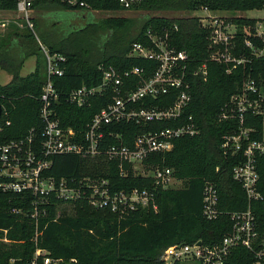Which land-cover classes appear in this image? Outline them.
<instances>
[{"label": "trees", "instance_id": "16d2710c", "mask_svg": "<svg viewBox=\"0 0 264 264\" xmlns=\"http://www.w3.org/2000/svg\"><path fill=\"white\" fill-rule=\"evenodd\" d=\"M86 2L92 10L111 13L125 10L118 0ZM15 7L16 0H0V8L15 10ZM202 7L218 11H247L264 8V0H143L132 10L152 15L143 18L109 15L90 19L66 35L50 31L48 22L34 17V31L25 23L24 30H18L12 25L5 37L0 36V68L10 74V80L0 85V103L7 111L0 122L7 119L10 121L0 131V142L23 137L31 129L39 137L43 128L39 116L40 95L47 75L35 33L51 53L59 52L66 58L63 75L51 78L59 94L57 116L63 126L72 127L79 133L85 129L93 115L110 101L111 93L93 97L89 104L79 107L68 100L69 92L82 85L99 84L102 78L100 65L118 69L138 66L145 70L144 77H148L155 62L129 55L132 43H149L146 35L148 29L157 33L168 30L169 43L177 50L188 53L191 69L207 58L208 31L193 15L195 10ZM37 8L80 11L79 8L66 6L60 0H34L33 9ZM230 19L238 27L237 48L247 54L248 50L242 45V28L252 27L257 19L244 16ZM32 55L36 57L34 70L24 76L20 75L25 59ZM225 67L224 64L209 61L205 80L200 76H190L191 100L181 118L144 125L120 122L107 127V131L120 136L110 137L108 142L131 145L138 133L176 127L193 120L199 128L198 134L176 138L171 150L152 153L143 160L147 169L154 166L170 167L173 175L183 181L181 187H158L150 176L132 173L128 164L125 167L129 168V172L123 176L118 162L107 159L103 154L94 157L54 155L48 173L56 178L89 176L108 179L114 190L146 188L154 193L156 209L139 208L119 218L109 210L93 208L82 200L71 203L74 214H64L54 220V204L48 208L49 215L41 219L37 246L46 249L53 258L65 261L74 259L76 264H163L161 252L172 243H191L198 239L208 243L218 241L229 229L230 221L225 213L215 220H207L202 216L204 183L214 182L219 195V208L224 212L244 210L247 197L232 177V168L238 158L223 154L220 148L222 136L236 130V122L234 119L220 121L217 115L220 106L239 91L248 71L264 81V54L240 65L231 73H226ZM172 100L173 96H163L151 103L168 105ZM140 106V103L135 105L136 108ZM246 125L261 128L262 118L248 117ZM252 137H258V134L254 133ZM258 171L257 188L262 198L253 200L251 209L262 232L264 156L259 157ZM13 207L28 209L29 202L21 200L18 194L0 192V237H3L6 230L5 235L9 240L7 243L0 241V264H31L36 249L31 239L34 225L28 216L12 213ZM236 250L245 252L239 248ZM248 263L249 258L241 261L238 257L231 258L229 262ZM35 264H42V259L37 258Z\"/></svg>", "mask_w": 264, "mask_h": 264}, {"label": "built area", "instance_id": "2783aa9c", "mask_svg": "<svg viewBox=\"0 0 264 264\" xmlns=\"http://www.w3.org/2000/svg\"><path fill=\"white\" fill-rule=\"evenodd\" d=\"M66 6L79 8L80 13L91 11L86 0H60ZM143 0H118L125 10H132ZM34 0H16L15 13L26 26L33 30L32 17ZM202 14H195L200 25L208 31L209 53L196 67H189L188 53L177 50L169 43L168 30L163 32L146 31L148 44L132 43L129 55L155 62L148 77L145 70L134 66L118 69L114 66H99L102 78L99 84L82 85L72 89L68 100L79 106L89 104L91 99L110 92V101L96 112L81 132L63 126L57 116L59 94L51 78L64 73L66 58L59 52L51 53L35 33L36 41L46 61V81L40 95L39 116L43 122L40 136L31 129L25 136L0 142V192L18 194L21 200L29 202L28 209L11 208V212L28 216L34 225L32 240L36 245L33 264L37 258L42 264H71L62 258H53L48 251L37 246L41 219L48 216V208L58 201L71 203L86 201L96 209L109 210L119 218L139 208L156 209L154 193L146 188L133 187L129 190H114L108 179L98 177H60L48 173L52 157L59 154H76L82 157L105 155L116 160L121 175L125 176L130 165L132 173L150 176L155 185L170 188L176 177L170 167L154 166L145 168L143 160L152 153L172 149L173 141L183 136L199 133L197 124L186 121L176 127H164L138 133L131 145L112 144L108 138H120L118 134L107 131L109 125L120 122L147 124L150 122L175 121L181 118L191 100L190 76H208V62L224 64L226 73H231L240 65L251 62L264 54V20L252 27H243L244 53L237 48L238 27L231 19L218 10L202 7ZM197 11V10H196ZM78 14V15H79ZM194 15V16H195ZM176 29V26H174ZM34 31V30H33ZM163 96H173L168 105H154L153 100ZM140 103V107H135ZM1 105L0 120L7 113ZM248 117L262 118L261 128L246 125ZM218 120L234 119L236 130L222 136L220 148L223 154L238 158L232 168V177L237 181L247 197V207L240 211L224 212L219 208V195L212 181H206L202 189V216L215 220L226 214L230 221L229 229L213 243L201 239L191 243L176 242L166 246L160 255L163 264H229L231 258L241 261L249 258L248 264H264V230L261 232L251 202L262 198L257 188L259 180V157L264 156V81L247 72L242 85L236 93L220 106ZM191 117H189V120ZM249 121V120H248ZM10 121L0 122V131ZM256 133L258 137H252ZM138 167H142L140 170ZM54 220L57 218L53 216ZM245 252H237L236 249ZM251 258V259H250Z\"/></svg>", "mask_w": 264, "mask_h": 264}, {"label": "rangeland", "instance_id": "374dc122", "mask_svg": "<svg viewBox=\"0 0 264 264\" xmlns=\"http://www.w3.org/2000/svg\"><path fill=\"white\" fill-rule=\"evenodd\" d=\"M79 13L80 11L67 10V9L41 10V8H37V10L34 9V18H39V20L43 19L46 22H48V25H49L48 28L50 29V31L59 33L61 35H66L74 27H79L90 19L91 20L100 19L101 17H105L109 15L139 17V18H143L146 15H152L151 13H148V12L133 11V10H122L117 13L104 12V11H99V10H91V11H84L82 14H79ZM202 13L204 12L201 10H197V11L195 10L193 12V15L202 14ZM220 13L226 16L228 19L234 16H244V17H249V18H256L257 21L264 20V8L251 9L247 11H220ZM82 15H85V17H83ZM23 23L24 22L21 19H19V17L16 15L15 10L0 8V36L5 37L6 34L11 31L12 25H15V28H18V30H24L25 26L23 25ZM41 42L43 43L42 40ZM40 58L42 60L43 66L44 65L46 66V61L42 53V50L40 52ZM35 60H36V57L34 55L27 57L20 69V75L24 76L32 72L35 68ZM9 80H10V74L6 70L0 68V85L7 83ZM263 136H264V121H263ZM138 168L139 169H136V170H140L142 167H138ZM140 171H143V170H140ZM182 183L183 181L181 179L176 178V181L172 185H170L171 186L170 188H179L182 186ZM71 203L69 202L68 203H65V202L57 203L55 207L54 216L59 217L64 214H74L73 205ZM5 234H6V230L4 231L3 237H0V241L7 243L9 242V240L7 239ZM33 259H34V256L31 260V264H33ZM12 261L13 260H10L9 262H12ZM191 264H195V262H191Z\"/></svg>", "mask_w": 264, "mask_h": 264}, {"label": "water", "instance_id": "95a60500", "mask_svg": "<svg viewBox=\"0 0 264 264\" xmlns=\"http://www.w3.org/2000/svg\"><path fill=\"white\" fill-rule=\"evenodd\" d=\"M0 113H1V105H0ZM71 264H76V263L73 262V263H71Z\"/></svg>", "mask_w": 264, "mask_h": 264}, {"label": "flooded vegetation", "instance_id": "af4514ba", "mask_svg": "<svg viewBox=\"0 0 264 264\" xmlns=\"http://www.w3.org/2000/svg\"><path fill=\"white\" fill-rule=\"evenodd\" d=\"M83 17H85V15H82Z\"/></svg>", "mask_w": 264, "mask_h": 264}]
</instances>
